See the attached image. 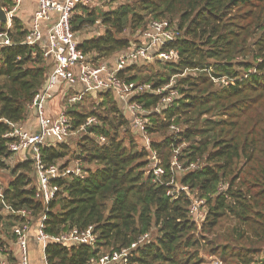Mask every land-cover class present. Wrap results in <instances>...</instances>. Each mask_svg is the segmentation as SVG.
Instances as JSON below:
<instances>
[{
    "label": "trees",
    "instance_id": "trees-1",
    "mask_svg": "<svg viewBox=\"0 0 264 264\" xmlns=\"http://www.w3.org/2000/svg\"><path fill=\"white\" fill-rule=\"evenodd\" d=\"M78 8L81 13L72 19L77 34L103 27L99 35L80 39L79 48L95 64L113 63L118 52L141 44L140 33L152 20L174 23L181 31L171 44L177 59L136 61L121 76L128 85L151 83L155 88L175 77L179 97L161 113L149 115L151 146L165 169L162 182L149 173V150L139 143L114 91L85 93L67 106L73 131L89 117L97 123L87 127L76 148L60 143L42 149L46 164L67 159L62 167H68L80 160L85 172L56 182L61 191L49 205L45 230L60 235L92 227L97 239L93 246L51 242L48 263L89 264L91 258L131 247L149 233L127 262L112 264H204L203 254L218 256L223 264H264V0H125L107 10ZM26 34L17 15L10 33L15 44L0 47L3 168H8L9 134L27 119L52 66L40 46L22 43ZM69 91L68 98L77 93ZM160 100L161 95L150 92L133 97L147 110ZM172 125L179 131H171ZM101 136L106 142L99 141ZM175 157L183 171L173 172ZM193 163L198 167L189 168ZM11 172L8 184L0 183L4 248L16 243L12 225L27 219L6 212L5 204L13 211H30L33 231L45 210L36 198L33 161L19 162ZM173 175L188 188L176 198L167 195L166 183ZM195 196L206 201L200 225L189 212Z\"/></svg>",
    "mask_w": 264,
    "mask_h": 264
},
{
    "label": "built area",
    "instance_id": "built-area-1",
    "mask_svg": "<svg viewBox=\"0 0 264 264\" xmlns=\"http://www.w3.org/2000/svg\"><path fill=\"white\" fill-rule=\"evenodd\" d=\"M23 0H2L3 10L6 13L7 21L0 20V47L12 46L15 43L11 38L14 18L18 15ZM95 4V0H37V8L27 26V34L22 42L30 46H40L44 56L51 61V70L47 74L46 81L29 106L36 117V129H27L23 124L13 127L9 137L12 139L9 144L10 156L6 162L15 159L20 154L24 160H32L37 178L36 198L42 201L44 211L36 219L34 231L33 221L30 218V211L21 209L13 211L5 204V211L16 213L26 217L23 222L12 225V233L16 237V245L19 253L18 264H31L30 242L32 234L42 251L44 264L47 261L46 249L51 242L62 244H84L93 246L97 236L92 227L85 229H72L60 235H50L45 230V222L49 211L50 203L55 200L60 191L56 183L61 179L71 177H82L85 175L82 162L74 160L68 167H62L64 162L59 164H46L42 157L44 146H56L66 143L68 139L78 131L72 130L71 118L67 112V106L77 103L85 93L97 94L99 91L112 90L123 105V110L132 119L134 133L142 139L143 146L149 150V173L154 175L157 182H162L165 169L161 165V159L157 151L152 149V138L148 132L150 125L149 115L162 110L179 97V91L175 88L176 80L173 77L170 82L160 87H153L151 83L128 85L121 76L131 63L136 61L154 62L156 60L175 61L178 51L171 47L181 36L178 27L167 19L152 20L148 27L140 33L141 44H132L125 50L118 52L114 62L102 61L98 64L93 62L92 55L85 53L79 48L80 39L77 32L73 30L72 19L79 6ZM100 23V21H97ZM66 85L76 89L82 85V89L70 96L67 104L60 108L56 115H49L46 111L47 102L54 97L59 86ZM150 92L161 95L159 104L150 110L144 108L143 104L133 101L134 95ZM97 123L95 117H89L80 128L86 131L87 127ZM171 131L178 132L177 126L172 125ZM100 142H106L101 136ZM172 170L183 171L184 168L175 157L172 162ZM198 164H190L189 168L195 169ZM175 175L166 183L169 186L167 195L173 198L188 188L180 184ZM2 197V191L0 190ZM206 201L197 196L192 198L189 205V212L195 218L198 225L205 217ZM149 233L142 235L139 240L131 245L113 253L93 257L89 264H112L115 262H127L132 249L139 244L148 241ZM6 248L0 245V264H8L7 258L10 253L5 254ZM211 264H223L222 260L215 259Z\"/></svg>",
    "mask_w": 264,
    "mask_h": 264
},
{
    "label": "crops",
    "instance_id": "crops-1",
    "mask_svg": "<svg viewBox=\"0 0 264 264\" xmlns=\"http://www.w3.org/2000/svg\"><path fill=\"white\" fill-rule=\"evenodd\" d=\"M36 8H37V0H23L22 1L21 7H20V10H19V13H18V17H20L22 19L23 23L26 26L30 25L31 19H32L33 15H34V12H35ZM80 13H78V14H80ZM101 31H103V27L100 26V25H98L97 28L96 27H89L80 36V38L81 39L91 38V37L99 35V33H101ZM82 88H83L82 85H80L76 89L70 88V87H68L66 85L59 86L56 89L55 93H54V97L52 99H50L47 102V104H46L47 114L56 115L59 112L60 108L63 107L66 104V100L68 98L67 95L69 94V92H70L69 90L70 89L78 91V90H81ZM92 95L96 96V94H92ZM28 114L29 115H28L27 119L21 124H23V126H25L27 129L35 130L36 129V117H35V115H34V113L32 111H29ZM16 157L19 158L16 161V163L25 161L23 156L20 155V154L16 155ZM14 160H16V159H14ZM66 160L67 159L61 160L59 162H64ZM73 162H74V160L71 161L70 164L73 163ZM7 253L9 254L10 252H8L6 250L5 254H7ZM9 257L7 258V263L8 264H17V261H18L19 257L17 258V261L10 260ZM14 257H16V256L14 255ZM30 258H31V264H44L43 263V259H42L41 248H40L39 244L36 242L33 234H32L31 245H30Z\"/></svg>",
    "mask_w": 264,
    "mask_h": 264
},
{
    "label": "rangeland",
    "instance_id": "rangeland-1",
    "mask_svg": "<svg viewBox=\"0 0 264 264\" xmlns=\"http://www.w3.org/2000/svg\"><path fill=\"white\" fill-rule=\"evenodd\" d=\"M123 2H125V0H119V1H117V2H115V3H113V4H110V0H106V1H100V2H97L96 0H95V4H93V5H89V6H87V7H89V8H92V7H97V8H102L103 10H107V9H109L110 7H115V6H118V5H120L121 3H123ZM80 9L79 8H77V10H76V12H75V14H74V16H73V19H74V17L76 16V15H78V13H80ZM88 29V28H87ZM86 30H84L83 31V33L85 32ZM83 33H78L77 35H78V38L79 39H81L80 38V36L83 34ZM153 67H155V68H157L158 66L157 65H155V66H153ZM85 105H86V107H89L90 106V101H87L86 103H85ZM84 132L85 131H82V130H79L78 132H76V134H74V135H72L69 139H68V141L66 142V143H68L69 145H71L73 148H76V145H77V143H78V141L81 139V137H82V135L84 134ZM138 141H139V143L141 144V145H143V142H142V139L141 140H139L138 139ZM16 160H12V161H10V162H7L8 164V168L6 167V168H3V167H0V183L3 185V186H5V185H7L8 184V182L12 179V172H11V169L14 167V166H16V161L19 159L18 157H16L15 158ZM6 250L8 251V252H10L11 254H13V255H15V256H17V257H19V253H18V249H17V245H16V243H13V242H11V243H9V246L6 248ZM7 255V254H6ZM203 257H204V259H205V263L204 264H211V261L213 260H215V259H220L218 256H208V255H205V254H203L202 255ZM17 264H18V261H17Z\"/></svg>",
    "mask_w": 264,
    "mask_h": 264
},
{
    "label": "water",
    "instance_id": "water-1",
    "mask_svg": "<svg viewBox=\"0 0 264 264\" xmlns=\"http://www.w3.org/2000/svg\"><path fill=\"white\" fill-rule=\"evenodd\" d=\"M0 20L3 21V22L7 21L6 13L3 10L2 0H0Z\"/></svg>",
    "mask_w": 264,
    "mask_h": 264
}]
</instances>
